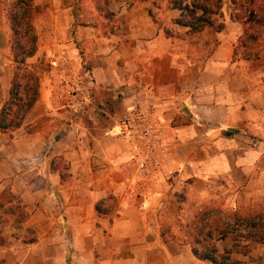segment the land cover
Wrapping results in <instances>:
<instances>
[{"label": "crops", "instance_id": "0c3cea01", "mask_svg": "<svg viewBox=\"0 0 264 264\" xmlns=\"http://www.w3.org/2000/svg\"><path fill=\"white\" fill-rule=\"evenodd\" d=\"M16 1L0 0V109ZM108 1L110 20L94 0H31L26 64L39 95L18 127L0 130V264H212L190 244L199 216L229 226L264 213V69L234 56L247 18L189 33L177 24L189 0ZM132 111L158 128L143 178L120 134ZM213 240L264 263L255 237Z\"/></svg>", "mask_w": 264, "mask_h": 264}, {"label": "trees", "instance_id": "16d2710c", "mask_svg": "<svg viewBox=\"0 0 264 264\" xmlns=\"http://www.w3.org/2000/svg\"><path fill=\"white\" fill-rule=\"evenodd\" d=\"M258 0H243V3L256 4ZM98 10L110 20L108 0H94ZM180 0H169L170 6H180ZM221 0H190V5L185 7L186 14L177 24L189 29V33H198L205 29L215 31L217 14ZM236 8L237 0H230ZM259 9L255 8L256 19L246 25L243 36L238 41V49L242 48L241 58L249 60L254 58L258 66L264 69L263 49L256 50L248 43L261 40L264 44V6L258 2ZM240 9V8H239ZM31 0H17L7 12V20L11 27L10 50L15 64V70L9 91V97L0 109V130L9 131L18 127L26 112L38 99V77L34 69L26 64V59L33 56L36 51V36L31 23ZM240 19V18H238ZM255 29L254 32H251ZM240 47V48H239ZM236 48L234 56L239 55ZM193 228L190 244L194 255L203 261L212 264H244L234 260L229 251L220 252L213 240L214 234L230 232L244 233L247 238L255 237L264 242V213L234 221L230 227H225L221 216L218 214L203 213L197 219Z\"/></svg>", "mask_w": 264, "mask_h": 264}, {"label": "built area", "instance_id": "2783aa9c", "mask_svg": "<svg viewBox=\"0 0 264 264\" xmlns=\"http://www.w3.org/2000/svg\"><path fill=\"white\" fill-rule=\"evenodd\" d=\"M81 87L80 83L74 85L70 93L74 97L73 104L79 107L86 102ZM120 134L126 138L131 149L130 160L135 164L134 177H145L159 146L157 125L147 120L144 114L132 111L131 117L120 122Z\"/></svg>", "mask_w": 264, "mask_h": 264}, {"label": "rangeland", "instance_id": "374dc122", "mask_svg": "<svg viewBox=\"0 0 264 264\" xmlns=\"http://www.w3.org/2000/svg\"><path fill=\"white\" fill-rule=\"evenodd\" d=\"M261 1H262V5L264 6V0H261ZM255 2H256V4H249V3L244 4L243 0H237V5H238L237 7L238 8H236L233 4L230 3V0H221L219 8H218L219 9L218 10V15L215 17L217 24L220 25L222 23L221 20H223L224 16L225 15L227 16L228 14H232V16L234 18L242 19V18L246 17L247 19L245 21L246 22L248 21L249 23H252L256 19V15H255L254 10H255V8L259 7L258 2H260V0L255 1ZM188 4H190V0H189ZM254 6H255V8H254ZM180 18H183V16H181ZM254 31H255V29L253 31H251V32H254ZM210 33H212V32L208 31L209 35H210ZM248 44H250L256 50H259V51L261 50V46H264V44L261 42V40H257V41H255L253 43H248ZM238 51L242 53L243 49L240 48V49H238ZM262 55H263V58H264V49H263V54ZM1 196H3V199H2L3 202H5L7 200L6 198H9L8 194H3L2 193V194H0V197ZM225 227L228 228L230 226H225ZM233 234H234V236L247 238L246 235H244V233H241V232L239 234L238 233H233ZM257 264H264V263L258 262Z\"/></svg>", "mask_w": 264, "mask_h": 264}]
</instances>
